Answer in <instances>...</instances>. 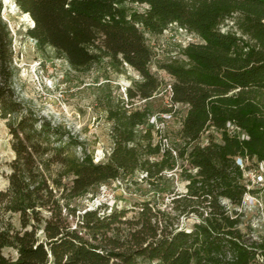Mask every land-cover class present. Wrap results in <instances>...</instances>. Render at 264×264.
Instances as JSON below:
<instances>
[{"label": "trees", "instance_id": "1", "mask_svg": "<svg viewBox=\"0 0 264 264\" xmlns=\"http://www.w3.org/2000/svg\"><path fill=\"white\" fill-rule=\"evenodd\" d=\"M15 3L34 22L28 35L76 71L108 60L115 71L131 67L141 78L110 108L113 147L95 162L78 136L16 99L13 35L0 0V118L15 153L0 189V264H264V234L244 231L240 212L252 192L245 170L251 161L264 163V0ZM229 18L240 33L222 30ZM174 23L201 38L182 46L181 57L158 63L173 77L164 112L187 111L179 143L155 126L149 108L133 105L163 84L151 68L156 52L147 34ZM229 123L239 130L231 132ZM178 161L185 191H174L170 210L151 200L140 202L133 217L103 204L79 213L73 206L93 187L136 171L156 188ZM182 215L197 220L181 226Z\"/></svg>", "mask_w": 264, "mask_h": 264}, {"label": "rangeland", "instance_id": "2", "mask_svg": "<svg viewBox=\"0 0 264 264\" xmlns=\"http://www.w3.org/2000/svg\"><path fill=\"white\" fill-rule=\"evenodd\" d=\"M2 1L5 5L3 17L8 21L13 35L12 88L16 99L25 110L42 115L54 124H61L78 136L88 152L93 154L95 162L106 160L113 147V121L108 117L109 110L126 98L127 87L134 80L140 79V74L131 67L122 72L115 71L109 66L108 60L89 71H76L54 47H42L35 38L28 35L27 30L34 26L33 21L19 9L15 0ZM132 6L138 9L145 7L138 3ZM221 28L238 31L233 18L226 19ZM147 36L156 52L151 68L163 79V84L152 98L135 99L133 105L139 109L149 108L151 121L155 126L161 127L163 134L170 135L169 142L179 143L177 130L180 128V119L187 111L181 106L176 108L177 112L173 116L164 112L170 106L169 84L173 77L167 71L159 69L158 63L181 57L182 46L192 41H200L201 38L176 23L169 25L162 34ZM6 121L7 119L0 118V189L8 182L5 175L10 171L9 163L15 156L11 146L12 135L9 134ZM211 132L218 137L216 130L211 129ZM77 152L82 153L80 148H77ZM152 158L159 159L160 156ZM180 164L181 161H178L177 168L167 171L166 180L156 188L144 178L145 173L136 171L132 175L120 176L93 187L86 195L74 199L73 206L77 207L79 213L103 204L107 211L127 209L126 217H133L138 214L140 202L151 200L156 207L170 210L174 191H185V181L180 176ZM245 175L252 192L245 196L240 207L243 219L241 226L244 231L251 230L256 235L264 234V165L257 167L251 161ZM104 209L105 207L102 210ZM18 219L16 216V223L19 222ZM196 220L195 215H182L177 223L189 227Z\"/></svg>", "mask_w": 264, "mask_h": 264}, {"label": "built area", "instance_id": "3", "mask_svg": "<svg viewBox=\"0 0 264 264\" xmlns=\"http://www.w3.org/2000/svg\"><path fill=\"white\" fill-rule=\"evenodd\" d=\"M183 29V28H182ZM169 88H170V90H171V85L169 84ZM228 127H229V129H231L230 131L231 132H234V131H236V130H239V128L236 126L235 127V125L234 124H232V123H229L228 124ZM241 135L244 137L245 136V134L244 133H241ZM238 162H240V163H242V165H243V162H242V159L241 158H238ZM261 165H264V163L263 164H261ZM247 195H248V193H247ZM244 202V201H243Z\"/></svg>", "mask_w": 264, "mask_h": 264}, {"label": "bare ground", "instance_id": "4", "mask_svg": "<svg viewBox=\"0 0 264 264\" xmlns=\"http://www.w3.org/2000/svg\"><path fill=\"white\" fill-rule=\"evenodd\" d=\"M6 1H9V0H6ZM12 152L14 153L13 149H12Z\"/></svg>", "mask_w": 264, "mask_h": 264}, {"label": "water", "instance_id": "5", "mask_svg": "<svg viewBox=\"0 0 264 264\" xmlns=\"http://www.w3.org/2000/svg\"><path fill=\"white\" fill-rule=\"evenodd\" d=\"M33 25H34V22H33Z\"/></svg>", "mask_w": 264, "mask_h": 264}]
</instances>
